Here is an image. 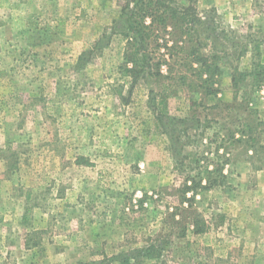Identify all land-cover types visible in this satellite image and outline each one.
Masks as SVG:
<instances>
[{
	"label": "rangeland",
	"instance_id": "obj_1",
	"mask_svg": "<svg viewBox=\"0 0 264 264\" xmlns=\"http://www.w3.org/2000/svg\"><path fill=\"white\" fill-rule=\"evenodd\" d=\"M128 2L0 0V264H121L159 238L163 255L140 264H264V149L233 158L223 183L182 203L187 175L206 184L205 169L222 164L211 141L226 116L202 99L196 111L212 126L178 167L182 145L150 105L161 83H132L124 67ZM193 2V41L219 54L214 87L232 102L235 72L251 69L253 50L264 62V0ZM161 29L152 62L172 54L162 73L185 70L180 35ZM189 95H169L171 116L191 115ZM251 95L264 121V86Z\"/></svg>",
	"mask_w": 264,
	"mask_h": 264
},
{
	"label": "trees",
	"instance_id": "obj_2",
	"mask_svg": "<svg viewBox=\"0 0 264 264\" xmlns=\"http://www.w3.org/2000/svg\"><path fill=\"white\" fill-rule=\"evenodd\" d=\"M180 1L132 0V3L126 4L123 11L128 15L130 22L126 32L127 50L125 51L124 67L127 75L131 77L132 83L146 75L154 77L161 83V89L157 93L159 97L154 94L150 99V105L155 112L156 121L165 131L170 130L168 132H170L172 142L182 145L179 151L180 158L177 157L176 160L178 167H184L183 161L191 155L189 152L182 156L181 152L184 147L195 143L194 138L199 135L197 132L202 136L203 132L212 126L208 120L202 121L196 111V107L203 104L202 99L209 98L211 100L209 108L219 109L226 116L224 117L226 122L223 127L224 133L221 137L219 133L216 134L215 139L211 141L212 144L216 143L217 154L223 150V155H221L224 157L223 162L222 164L217 163L212 169H205L208 174L205 180L206 184L202 183L203 180L199 179V175L196 177L187 175L182 190V203H184L191 200V197H187V193L194 194L198 188L208 189L223 183L227 177L224 173L225 165L232 163L233 158L235 160L242 153L248 155L252 162L260 152L259 149H264L261 132L258 129L260 125L264 124V121L258 118V111L251 99V90H260L264 86V62L261 60L259 52L253 50L251 69L237 70L233 75L232 102L228 103L219 99L218 89L214 87L215 78L219 75L217 72L220 70L216 63L219 54L214 52L211 55H206L200 51L199 44H195L191 34L196 20L194 2L193 0ZM163 27L165 30L170 27L172 31L169 33L180 35L182 46H185L183 50L187 53L184 55L185 61L183 62L185 70L176 71L173 67H168L166 74L162 73L161 66L173 57L172 54H163L161 57L164 58L163 61L159 59L157 62H152L149 42L153 36L160 34ZM205 30L206 32L214 31L210 27H205ZM248 79L251 83H247ZM181 89L191 93L189 95L191 115L187 117L171 116L168 112L166 99L170 94H178ZM192 96H196L197 99ZM157 99L159 100L157 101ZM229 123L230 125H228ZM169 126L171 129H168ZM78 161L84 163L85 159L79 158ZM194 161L200 162V159ZM192 220L197 231L204 230L199 224L201 219ZM166 246L167 240L159 238L142 248L122 253L120 263L138 264L144 259H158L163 255Z\"/></svg>",
	"mask_w": 264,
	"mask_h": 264
}]
</instances>
